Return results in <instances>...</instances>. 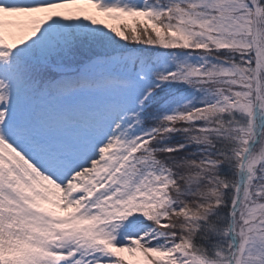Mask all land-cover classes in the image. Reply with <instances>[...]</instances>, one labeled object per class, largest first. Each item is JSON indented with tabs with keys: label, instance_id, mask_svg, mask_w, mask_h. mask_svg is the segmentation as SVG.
<instances>
[{
	"label": "snow or ice",
	"instance_id": "6c2138e0",
	"mask_svg": "<svg viewBox=\"0 0 264 264\" xmlns=\"http://www.w3.org/2000/svg\"><path fill=\"white\" fill-rule=\"evenodd\" d=\"M0 264H264V0H0Z\"/></svg>",
	"mask_w": 264,
	"mask_h": 264
},
{
	"label": "rangeland",
	"instance_id": "374dc122",
	"mask_svg": "<svg viewBox=\"0 0 264 264\" xmlns=\"http://www.w3.org/2000/svg\"><path fill=\"white\" fill-rule=\"evenodd\" d=\"M124 255L126 256V258H129V259H133V258H134V257H130V256H128L127 253H125Z\"/></svg>",
	"mask_w": 264,
	"mask_h": 264
}]
</instances>
